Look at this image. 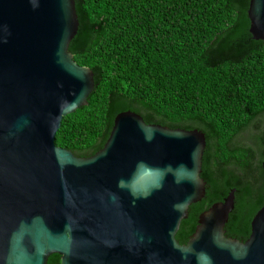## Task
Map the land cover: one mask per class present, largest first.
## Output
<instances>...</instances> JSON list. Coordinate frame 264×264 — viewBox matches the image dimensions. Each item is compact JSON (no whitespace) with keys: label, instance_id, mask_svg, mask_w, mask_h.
I'll return each mask as SVG.
<instances>
[{"label":"water","instance_id":"obj_1","mask_svg":"<svg viewBox=\"0 0 264 264\" xmlns=\"http://www.w3.org/2000/svg\"><path fill=\"white\" fill-rule=\"evenodd\" d=\"M248 19L264 41V0ZM78 29L75 0H0V264H264V190L247 240L226 236L235 189L176 238L206 193L202 131L125 111L93 156L57 145L95 87L69 51Z\"/></svg>","mask_w":264,"mask_h":264},{"label":"trees","instance_id":"obj_2","mask_svg":"<svg viewBox=\"0 0 264 264\" xmlns=\"http://www.w3.org/2000/svg\"><path fill=\"white\" fill-rule=\"evenodd\" d=\"M250 0H75L74 60L89 67L88 104L62 121L57 145L91 157L115 117L200 130L205 197L176 235L185 244L199 215L235 189L227 237L245 241L263 205L264 41L252 38ZM47 264H61L57 254Z\"/></svg>","mask_w":264,"mask_h":264}]
</instances>
